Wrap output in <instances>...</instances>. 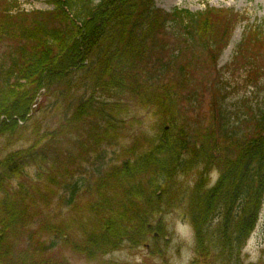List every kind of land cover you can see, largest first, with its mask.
Wrapping results in <instances>:
<instances>
[{
    "label": "trees",
    "instance_id": "16d2710c",
    "mask_svg": "<svg viewBox=\"0 0 264 264\" xmlns=\"http://www.w3.org/2000/svg\"><path fill=\"white\" fill-rule=\"evenodd\" d=\"M0 1V41L19 42L0 63V264H70L60 249L96 262L149 241L161 255L177 212L191 264H246L264 201V107L232 124L216 105L206 127L182 107L197 93L186 53L197 46L214 62L247 18L168 13L155 0H51L52 11L12 14L20 3ZM251 43L264 38L247 22L236 56ZM41 95L63 115L43 134L27 117ZM119 96L154 115L155 134L130 136L107 164L104 148L124 138Z\"/></svg>",
    "mask_w": 264,
    "mask_h": 264
},
{
    "label": "rangeland",
    "instance_id": "374dc122",
    "mask_svg": "<svg viewBox=\"0 0 264 264\" xmlns=\"http://www.w3.org/2000/svg\"><path fill=\"white\" fill-rule=\"evenodd\" d=\"M17 1L20 3V8L12 14L53 10L50 4L51 0ZM155 5L158 9L168 13L173 10H187L195 13L204 11L208 7L212 10L240 13L247 18L235 28L227 47L214 62L207 58L205 52H202L197 46L193 47V59L188 53L184 56L186 60L191 59L193 63L189 78L197 92L195 99L190 104L183 102L182 108L185 109L190 121L196 120L203 127L208 126L216 114V111L214 112L216 105H221L229 114L231 123L240 124L250 113H255L259 108L264 107V45L257 50L258 45L253 46L251 43L249 45L250 52L245 51L244 56H236L245 23L248 22V25L259 28L264 38V0H155ZM0 12H2L1 9ZM167 32L168 35L162 33L164 41H168L170 47H175L176 43L174 44L175 40L170 36L171 32ZM18 44L19 42L16 40L0 41V63L8 59L11 51ZM117 99H119L118 104L121 112L119 116L121 123L118 125L119 134H124V138H121L118 146L104 148L106 152L104 161L107 164L116 162L115 156L120 152V147L131 144L130 136L155 134L156 118L149 110L140 108L135 102H131L125 97L119 96ZM53 100L50 96L41 95L30 107L27 117L32 116L31 123L41 126L40 134L46 133L45 127H54L57 122L63 120V115L53 110ZM26 102L28 100L18 101L10 106L8 111L12 112L14 106L21 108L20 105ZM30 133L27 132V134ZM61 146L63 150H67L69 147L67 143ZM65 155L64 153L63 156ZM84 166L91 168L90 165ZM61 196L62 192L59 193L58 199L53 201L52 209L56 210V214L65 212L64 209H59ZM179 215H182V212H177V216ZM177 216L167 218L169 229L173 234L171 240L167 241L169 245H164V242H161L163 250L161 255H152L148 249L150 241L138 248L124 245L118 251L106 255L96 262L87 261L77 254L74 255L68 249H60L61 245L58 252L65 256L70 264H191L194 257L193 234L188 226L180 223L181 218H177ZM242 254L246 264H264V201L256 228Z\"/></svg>",
    "mask_w": 264,
    "mask_h": 264
}]
</instances>
